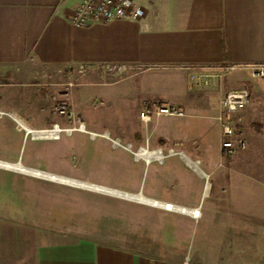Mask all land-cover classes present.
<instances>
[{
    "label": "crops",
    "instance_id": "obj_1",
    "mask_svg": "<svg viewBox=\"0 0 264 264\" xmlns=\"http://www.w3.org/2000/svg\"><path fill=\"white\" fill-rule=\"evenodd\" d=\"M80 3L0 0V80L24 82L39 71L57 79L69 67L73 74L81 66L126 67L125 100L133 109V124L140 121L145 102L164 101L183 109L189 122L177 131L180 138L173 147L184 154L197 141L199 124H214L223 161L213 170H222L219 194L212 197L209 183L207 195H198L200 180L177 158V200L165 201L197 209L200 218L162 212L177 219L166 235L172 236L165 241L168 246L160 250L168 258L84 239L55 242L33 225L0 217V264H251L245 246L262 237L264 243V83L248 89L251 105L243 112L242 124L245 149L223 158L215 119L224 81L198 94L189 91L188 78L191 69L264 64V0H146L137 22L75 29L68 19ZM246 78V73H239L226 80L240 85ZM92 82L91 86H99L95 79ZM137 133L133 125L127 136L131 146L146 147V139L149 149L171 148L162 137L154 140L146 131L136 144ZM207 219L212 226L202 228L207 241L193 253V231ZM259 264H264V256Z\"/></svg>",
    "mask_w": 264,
    "mask_h": 264
},
{
    "label": "rangeland",
    "instance_id": "obj_2",
    "mask_svg": "<svg viewBox=\"0 0 264 264\" xmlns=\"http://www.w3.org/2000/svg\"><path fill=\"white\" fill-rule=\"evenodd\" d=\"M81 67L88 69L84 76L77 74L78 68L73 74L69 67L57 79L56 76L39 71L24 82L19 79L0 80L2 114L16 113L36 131H51L53 126L67 131L57 141L32 142L27 139L23 142L24 135L17 126L9 118L0 116V162H21L24 167L43 173L131 195L141 191L145 198L159 202L166 203L165 200L170 198L177 200V158L166 160L161 165L153 163L145 173L144 163H135L131 154L114 147L113 143L119 141L122 148L130 145L127 136L134 125L138 132L135 135L136 144L142 141L146 131L154 140L162 137L163 142L170 144L169 149L177 152L180 149H177V145L173 147V143H177L180 138L177 131L189 122L186 119L187 112L183 110L186 113L183 119L152 118L149 123L137 121L133 124V109L128 107L125 100L127 68L124 67V76L115 79L110 73L101 72L104 74L97 76L94 69L122 66ZM93 79L99 86L90 85ZM68 83L75 87L67 99L61 93L62 86ZM256 85L263 84L250 78L240 85L225 80L221 92L224 94ZM191 93L204 94V91ZM66 99L75 114L73 121H67L55 113L58 104ZM81 125L97 137L80 133L78 130ZM197 131V141L189 145L191 152L187 149L184 152L193 161L196 158L201 160L200 168L209 177L208 183L213 187L214 198L219 194L222 170H213L217 169L219 162L223 163L217 150L219 144L214 124L203 122ZM105 134H108L106 139L103 138ZM261 136L264 139V130ZM132 147L134 151L143 148L136 145ZM150 148V151L160 149ZM161 150L166 152L168 149L165 146ZM204 186L203 181H198V195L203 192ZM211 202L206 204V209ZM0 217L33 225L52 236L55 242L84 239L101 246L167 258V253L160 250L168 246L165 241L172 236L167 238L166 235H170V229L177 224L176 218H167L156 209L4 170H0ZM204 227H212L211 219L202 220L198 228L195 227L191 243L193 253L207 241L202 235ZM262 240L263 237L254 245L245 246V255L251 264H259L264 256ZM238 259V256H233V260Z\"/></svg>",
    "mask_w": 264,
    "mask_h": 264
},
{
    "label": "built area",
    "instance_id": "obj_3",
    "mask_svg": "<svg viewBox=\"0 0 264 264\" xmlns=\"http://www.w3.org/2000/svg\"><path fill=\"white\" fill-rule=\"evenodd\" d=\"M145 1L146 0H81L80 5L69 16L68 22L70 26L75 29L86 28L96 24H110L117 21L137 22L141 20L144 15L143 4ZM70 69L72 70V68ZM94 71L97 72V76L110 73L115 79L121 78L126 73L124 67L100 69L97 67ZM87 72L88 69L84 67H80L77 70L79 76H84ZM190 72L188 78V89L190 92L210 90L214 85H221L227 78L233 77L239 73H246L251 80L264 83V64L249 66L225 65L214 69H191ZM74 87L75 85L72 83L63 85L62 97L68 99ZM67 99L58 104L55 113L58 117L66 119L67 121H73L75 119V114L72 108L69 107ZM250 105L251 95L246 88L229 91L220 95L217 102L218 115L215 120L219 126L220 149L223 158H232L238 152L245 149L246 141L242 129L243 112ZM184 117L185 113L181 108L171 106L164 101H150L143 104L140 121L149 123L152 118L182 119ZM81 128L84 129L82 125L79 130ZM51 131L58 132L57 139L61 134H66L67 132L61 130L58 126H53ZM69 134H71L70 131ZM116 142L117 144L113 143L114 147L121 148L131 154L134 157L135 163H138L135 154L139 151H145L147 153L157 152L160 156L161 161L159 163L161 164L171 158H178L181 160L182 157H186L183 152H176L174 149H168L166 152H163L161 149L150 151L146 146L134 151L131 145L122 148L120 142ZM158 203L161 204L162 207L156 210L173 215L188 216L193 220H198L200 218L199 211L194 215H192V213H185L186 211H194V209L184 208L171 203Z\"/></svg>",
    "mask_w": 264,
    "mask_h": 264
},
{
    "label": "bare ground",
    "instance_id": "obj_4",
    "mask_svg": "<svg viewBox=\"0 0 264 264\" xmlns=\"http://www.w3.org/2000/svg\"><path fill=\"white\" fill-rule=\"evenodd\" d=\"M0 116H5L9 118L18 128V130L23 133L24 140L30 139L32 142H51V141H57L58 132L57 131H36L34 130L26 121H24L20 116H18L16 113L12 112L7 115H4L0 112ZM80 133L87 134L91 136L92 138H96V134L89 133L85 129L81 128L79 130ZM108 134L104 135V139H106ZM26 138V139H25ZM117 144V142H115ZM136 161L142 162L148 166H150L153 163H159L161 161L160 156L157 152L153 153H147L145 151H139L135 154ZM181 161L185 164V166L200 180L205 183L203 193L204 195H207L209 191V183L207 182L208 176L205 174L201 168L200 163L196 161L190 160L188 157H182ZM161 165V163H159ZM0 169L15 173L21 176H25L28 178L37 179L40 181H46L58 185L67 186L70 188L78 189L81 191L86 192H92L97 193L100 195L108 196V197H116L118 199L124 200V201H132L136 204L143 205L146 207H150L153 209H158L162 207L161 204H159V201L151 200L148 198H145L142 194L137 195H131L123 192L113 191L107 188L95 186L89 183H84L77 180L67 179L60 176L43 173L38 170L30 169L27 167H24L21 162H17L15 164L0 162ZM177 210V208H176ZM199 210L194 209V211H186L185 213L194 215Z\"/></svg>",
    "mask_w": 264,
    "mask_h": 264
},
{
    "label": "water",
    "instance_id": "obj_5",
    "mask_svg": "<svg viewBox=\"0 0 264 264\" xmlns=\"http://www.w3.org/2000/svg\"><path fill=\"white\" fill-rule=\"evenodd\" d=\"M25 139H26V138H25ZM147 166H148V165H146V168H147ZM146 172H147V170L145 169V173H146ZM139 194H142V193H141V191H140V193H139Z\"/></svg>",
    "mask_w": 264,
    "mask_h": 264
}]
</instances>
